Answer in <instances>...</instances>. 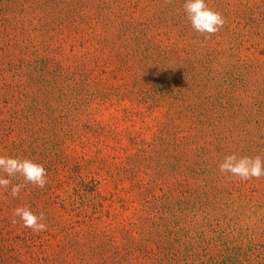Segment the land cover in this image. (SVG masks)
<instances>
[{"label":"rangeland","instance_id":"374dc122","mask_svg":"<svg viewBox=\"0 0 264 264\" xmlns=\"http://www.w3.org/2000/svg\"><path fill=\"white\" fill-rule=\"evenodd\" d=\"M165 30L132 44L112 40L102 61L91 63L90 72L63 76L55 89L46 91L42 83L53 78V57L61 59L64 70L71 73L76 58L92 55L94 42L71 41L63 53L52 49L53 44L48 48L37 42L35 61L30 53L14 52L13 60L33 61L25 74L45 81L41 92L28 85L27 97L47 99L68 115L65 120L72 119L73 126V136L36 125L34 132L19 137L32 160L43 164L54 178V190L65 198L66 207L57 204L61 213L80 181L94 183L95 191L84 196L90 199L88 214L95 211L96 218L83 225V217H74L79 220L75 227L84 232L86 227L101 230L103 242H116L122 248V258L131 234L121 230V224L133 227L138 242L159 238L146 227L151 208L133 186L140 181L148 188L146 195L156 213L159 202H166L178 238L209 240L211 254L228 247L230 257L239 253L243 264H264V176L240 180L218 168L230 154L259 155L264 160V43L247 41L231 51L214 40L191 44L187 28L182 30L184 39ZM45 57L49 76L44 72L47 68L41 67L47 63ZM1 78L0 117L7 118L22 103L10 84L11 76ZM85 122L91 128L79 126ZM173 140L182 144L171 153L165 144ZM197 146L204 152L197 154ZM144 149L149 160L138 156ZM10 212L6 204L0 206V244L4 245L0 255L5 264H36L31 257L34 250L42 257L54 256L51 246L61 243L60 234L33 238V251L26 250L19 242L22 231L5 220ZM69 249L74 255L68 264L85 263L76 256L84 253L72 247L64 251ZM89 261L98 264L97 259ZM115 262L114 257L108 258L109 264Z\"/></svg>","mask_w":264,"mask_h":264},{"label":"trees","instance_id":"16d2710c","mask_svg":"<svg viewBox=\"0 0 264 264\" xmlns=\"http://www.w3.org/2000/svg\"><path fill=\"white\" fill-rule=\"evenodd\" d=\"M184 3L185 0H0V44L2 45L0 75L1 79H4L7 74L11 76L10 84L18 93L17 101L22 103L21 108L12 112L7 118L0 117V155L32 160V154L24 147L23 137L19 136L24 132H34L36 125H39L37 128L40 129H45L46 126L55 134L61 131L67 135L72 134V119L65 120L68 115L62 114L50 105L47 99H41L35 95L31 98L27 97V87L31 85L30 87L41 92L43 84L45 91L52 90L57 87L58 81L63 76L75 75L83 71L90 72L91 63L102 61L104 50L114 39V44H132L136 43V39L140 37H148L149 40L154 31L162 28L166 29L165 33L168 35L180 34L184 39L182 30L187 28L192 33L190 43L194 45L203 43L205 40L209 42L214 40L218 44H226L229 50L234 51L247 41L252 44L264 43V0H205L206 5L219 12L225 20L220 31L209 38H206V34L201 35L192 28L183 8ZM111 34H114L113 38L109 39ZM75 40H81L84 43L94 42V52L92 55H81L76 58L73 61L74 67L71 73L64 70L61 59L53 57L51 62L55 66L53 78L44 79L48 82L43 79H34L31 74H25L26 68L33 61L21 60L15 56L16 61H14L11 58L14 52L19 55L30 53L34 55L35 61L38 60L36 59L38 47L34 43L38 42L48 48L53 44L52 49L63 53L65 45ZM59 55L62 56V54ZM46 59V57L43 59L44 62L48 61ZM47 63L41 67L47 68L44 72L46 76H49L52 72ZM44 119L46 121L43 123ZM79 126L85 129L91 128L88 122L81 123ZM14 136L19 138L16 139ZM179 141L167 142L166 150L171 153L177 152L179 144H182ZM196 151L197 154H201L204 148L197 146ZM138 156L147 157L149 160L148 150H141ZM9 179L13 184L23 182V178L19 176ZM47 179L48 183L43 189L29 184L17 198L0 191V206L6 204V207L11 209L10 216L5 217V220L23 233L19 238V242L23 243L22 248L33 251L35 246L33 238L41 239L49 233H58L62 237L61 243L51 246L54 256L48 255L50 258L38 255L35 250L31 252L32 260L36 264H68L69 258L74 254H70L72 249L67 252L64 250L71 247L86 255L84 258L76 254L79 261H85L83 264H91L89 259H97L98 264H109L110 256L115 258L114 264H193L198 262L196 260H199L198 264H243L239 253L230 257L228 252L231 249L228 247L224 248L225 253L219 250L211 254L209 240L205 243V240L185 241L178 238L177 225L171 218L170 209L165 206L166 202L160 201V206H156V211L159 213L157 215L153 210L155 207L150 205L149 196L146 195L148 188L140 181L133 186L137 188V195L142 197L149 209L151 208V212L145 217V224L150 228V234H157L159 238L151 236L144 242H138L133 235V227L121 224L120 229L131 234L128 236L131 242L123 245L128 247L123 248L126 252L125 257L122 258V248L116 242L111 244L103 242L101 230L95 231L97 229L90 230V227H84L86 230L84 232L75 227L74 222L79 220L74 221V217H83L81 220L83 225L87 224V221L91 225V220L96 218L95 211L88 214L90 199L84 196L95 191L94 183L88 185L89 182L80 181L67 201L70 207L64 208L65 210L61 213L57 209V204L66 207L65 198L60 197V194L54 190V178L47 174ZM78 200L80 207L75 206ZM18 206H26L37 215L43 212L47 230L34 233L23 227L18 217L17 222L12 223L13 210ZM64 213L69 217L65 218ZM2 249L4 245L0 244V251ZM199 250H204L205 254H200ZM203 256L207 259L204 260ZM0 264H5L1 255Z\"/></svg>","mask_w":264,"mask_h":264},{"label":"clouds","instance_id":"9594fccd","mask_svg":"<svg viewBox=\"0 0 264 264\" xmlns=\"http://www.w3.org/2000/svg\"><path fill=\"white\" fill-rule=\"evenodd\" d=\"M183 8L192 28L201 35L206 34V38L219 32L225 24L223 16L210 9L205 0H185ZM218 168L221 173L240 180L259 179L264 176V160L259 155L255 157H237L236 154L226 155ZM17 176L22 177L23 182L13 184L9 178ZM47 183V171L43 164L27 158L0 155V191L7 192L13 198H17L29 184L43 189ZM12 215V223H16L18 217L23 227L34 233L47 230L48 226L44 222L43 212L37 215L26 206H18L13 210Z\"/></svg>","mask_w":264,"mask_h":264}]
</instances>
